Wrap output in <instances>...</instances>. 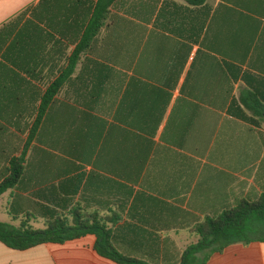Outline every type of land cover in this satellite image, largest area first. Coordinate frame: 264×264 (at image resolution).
<instances>
[{"label":"crops","instance_id":"crops-1","mask_svg":"<svg viewBox=\"0 0 264 264\" xmlns=\"http://www.w3.org/2000/svg\"><path fill=\"white\" fill-rule=\"evenodd\" d=\"M248 95L264 105V0H0V184L23 159L0 210L37 229L55 210L178 264L199 227L264 196V120L238 116H253ZM97 239L0 243V264H116ZM209 255L264 264V241Z\"/></svg>","mask_w":264,"mask_h":264},{"label":"trees","instance_id":"trees-1","mask_svg":"<svg viewBox=\"0 0 264 264\" xmlns=\"http://www.w3.org/2000/svg\"><path fill=\"white\" fill-rule=\"evenodd\" d=\"M190 1L193 5L202 2V0ZM81 53L82 51L77 52L75 57L80 56ZM73 70L74 63L68 68L64 78L58 81L49 92L44 100V109L52 102L63 80L71 75ZM241 102L253 114L252 117L244 113L239 114L241 119L253 124H258L256 118L264 120V105L257 98L253 95L243 96ZM22 161L21 158L12 162V177L0 184V198L18 182L22 174ZM46 216L49 217V221L45 229L33 227L30 225V220L22 221L19 226L0 222V243L11 250L23 252L41 245L65 244L88 234H96L98 239L94 249L102 258L116 264H158L155 260L151 263L123 253L118 246L110 243L109 231L100 225H90L88 221L72 223L70 219L56 217L55 210H49ZM196 232L200 236L199 242L184 251L178 264H207L210 259L209 253H221L232 243L264 241V196L257 202H247L237 210L226 212L216 220L202 225ZM151 247H147V253L150 252Z\"/></svg>","mask_w":264,"mask_h":264},{"label":"rangeland","instance_id":"rangeland-1","mask_svg":"<svg viewBox=\"0 0 264 264\" xmlns=\"http://www.w3.org/2000/svg\"><path fill=\"white\" fill-rule=\"evenodd\" d=\"M4 200V199H3ZM11 217L9 215L5 214L2 210H0V222L12 224ZM203 257V255H202Z\"/></svg>","mask_w":264,"mask_h":264}]
</instances>
